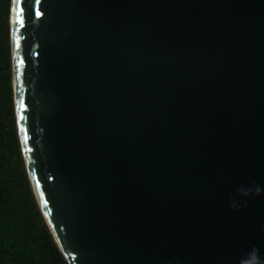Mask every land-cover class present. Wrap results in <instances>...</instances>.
<instances>
[{"label":"water","instance_id":"1","mask_svg":"<svg viewBox=\"0 0 264 264\" xmlns=\"http://www.w3.org/2000/svg\"><path fill=\"white\" fill-rule=\"evenodd\" d=\"M9 29L68 264H264V0H11Z\"/></svg>","mask_w":264,"mask_h":264},{"label":"trees","instance_id":"2","mask_svg":"<svg viewBox=\"0 0 264 264\" xmlns=\"http://www.w3.org/2000/svg\"><path fill=\"white\" fill-rule=\"evenodd\" d=\"M11 0H0V264H68L42 216L16 127L10 51Z\"/></svg>","mask_w":264,"mask_h":264},{"label":"snow or ice","instance_id":"3","mask_svg":"<svg viewBox=\"0 0 264 264\" xmlns=\"http://www.w3.org/2000/svg\"><path fill=\"white\" fill-rule=\"evenodd\" d=\"M17 16H18V18H19V16H20V13H19V12L17 13ZM21 22H22V21H21ZM17 47H19V44H17ZM20 63L22 64L23 61H20ZM17 79H19V76L17 77ZM24 107H25L24 100H23V97H21L20 102H19V108H20L21 110H23ZM23 118H24L23 116L20 117L21 120H22ZM25 141L27 142V137H25Z\"/></svg>","mask_w":264,"mask_h":264},{"label":"clouds","instance_id":"4","mask_svg":"<svg viewBox=\"0 0 264 264\" xmlns=\"http://www.w3.org/2000/svg\"><path fill=\"white\" fill-rule=\"evenodd\" d=\"M256 252H257V250L253 249L251 264H261L259 257L256 255Z\"/></svg>","mask_w":264,"mask_h":264},{"label":"rangeland","instance_id":"5","mask_svg":"<svg viewBox=\"0 0 264 264\" xmlns=\"http://www.w3.org/2000/svg\"><path fill=\"white\" fill-rule=\"evenodd\" d=\"M9 17H10V15H9Z\"/></svg>","mask_w":264,"mask_h":264}]
</instances>
